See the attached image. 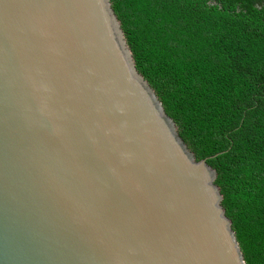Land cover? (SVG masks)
<instances>
[{
	"label": "water",
	"instance_id": "water-1",
	"mask_svg": "<svg viewBox=\"0 0 264 264\" xmlns=\"http://www.w3.org/2000/svg\"><path fill=\"white\" fill-rule=\"evenodd\" d=\"M216 178L110 0H0V264H246Z\"/></svg>",
	"mask_w": 264,
	"mask_h": 264
},
{
	"label": "trees",
	"instance_id": "trees-1",
	"mask_svg": "<svg viewBox=\"0 0 264 264\" xmlns=\"http://www.w3.org/2000/svg\"><path fill=\"white\" fill-rule=\"evenodd\" d=\"M137 71L264 264V0H110ZM214 3V4H212Z\"/></svg>",
	"mask_w": 264,
	"mask_h": 264
}]
</instances>
